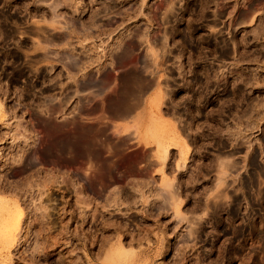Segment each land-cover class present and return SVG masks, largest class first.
I'll use <instances>...</instances> for the list:
<instances>
[{
  "label": "rangeland",
  "instance_id": "rangeland-1",
  "mask_svg": "<svg viewBox=\"0 0 264 264\" xmlns=\"http://www.w3.org/2000/svg\"><path fill=\"white\" fill-rule=\"evenodd\" d=\"M54 5L55 11L51 7ZM262 31L264 0H0V196L20 201L26 213L21 224L22 240L10 251L12 260L8 264H264ZM119 41L121 47L134 50L133 55L128 53L129 60L131 55L133 61L137 58L134 62H127L116 50ZM42 52L47 62L36 60ZM71 58L86 61L89 68L68 70L64 63ZM16 59L30 67L27 86L12 81L10 72ZM130 69L138 72L139 78L130 83L129 101L135 111L125 120L112 115L110 103L124 95L126 85L121 79L133 74ZM40 72L47 79L44 82L53 86L45 101L58 105L61 97L67 96L66 110L73 113L80 107L79 101L83 104L93 100L80 120L82 124L77 122L76 126L106 125L99 135L97 130L96 138L88 136V148L94 145L91 149L96 146L100 150L113 142L108 146L112 158L120 157L123 150L125 158L140 159L135 161V171L149 172L141 182L144 189L141 186L142 191L137 190L141 193L135 190L130 201L124 200L117 194V187L112 190L113 185L100 181L99 164L90 168L89 175L87 168L91 166L85 164L88 161L84 157L79 164L61 161V167L47 161L51 158L46 157L45 150L59 134L34 124L41 105L33 98L35 93L29 85ZM103 72L110 80L103 88L89 85L82 90L78 85L86 75L99 78ZM58 73L65 76L64 85H57L62 82L57 81ZM92 105L104 110L91 111ZM100 110L106 113L105 119H94ZM60 114L54 119L57 123ZM187 117L204 124L189 127ZM104 120L103 125L98 124ZM174 128L189 147L186 159L181 140L177 146L170 145ZM27 134L26 141L23 138ZM159 144L169 149L165 175L180 187L178 207L165 206L161 198L166 190L161 189V166L154 158ZM30 157L39 163L34 169L23 166ZM51 157L67 158L56 150ZM219 160L224 163L223 170L217 165ZM127 167L122 169L126 171ZM219 177L223 180L221 186L217 184ZM41 181L50 183L43 185ZM26 183V187L33 183L29 185L32 187L26 188ZM82 198L90 204H79L77 200ZM205 201L208 208L204 207ZM42 211L49 217L41 218ZM106 238L109 246L122 241L125 253L112 249L111 255L105 250L111 255L106 258V252L100 249ZM6 257L4 253L0 259ZM0 264L4 263L0 260Z\"/></svg>",
  "mask_w": 264,
  "mask_h": 264
},
{
  "label": "bare ground",
  "instance_id": "bare-ground-1",
  "mask_svg": "<svg viewBox=\"0 0 264 264\" xmlns=\"http://www.w3.org/2000/svg\"><path fill=\"white\" fill-rule=\"evenodd\" d=\"M170 1V0H169ZM171 4V3H170ZM170 6V5H169ZM51 7H54V8H52L54 11H55V9L57 8V5H54V6H51ZM168 9V8H167ZM166 9V10H167ZM106 10V9H105ZM251 9H249V11H250ZM107 11V10H106ZM253 11V10H252ZM53 12V11H52ZM167 13V12H166ZM55 14V13H54ZM253 14V13H252ZM123 20V19H122ZM38 31H41V30H39L38 29ZM10 32V31H9ZM34 32V31H33ZM262 32H264V31H262ZM10 33H12V32H10ZM13 33H15V31L13 32ZM35 33H36V31H35ZM172 33V32H171ZM175 33V32H174ZM177 33V32H176ZM121 35H123V34H121ZM120 35V36H121ZM128 35V34H127ZM129 35H131V34H129ZM128 35V36H129ZM13 36V35H12ZM11 36V37H12ZM133 36V35H132ZM136 36V35H135ZM138 36V35H137ZM123 37H125V36H123ZM125 38H127V37H125ZM137 38V37H136ZM140 38H142V37H138V39L140 40ZM128 39V38H127ZM123 40H125V39H123ZM118 41V40H117ZM162 41V40H161ZM120 42V41H119ZM123 42V41H122ZM121 43V42H120ZM118 44V42H117V44L118 45H120L116 50H119V52H120V54H122V57H124V59L127 61H129V63H130V61L131 60H129V58H128V53L131 51V54L133 55V52H134V50H130V48L129 47H121V45L123 44V43H121V44ZM39 44V43H38ZM37 44V46H39ZM163 44H165V43H162V45ZM83 45V44H82ZM34 46H36V45H34ZM86 46V45H85ZM111 46V45H110ZM117 46V45H116ZM137 46H138V44H137ZM114 47V45L112 46V48ZM163 47H166L165 45L163 46ZM33 49H37V50H39V48L37 47V48H33ZM97 49V48H96ZM136 49V48H135ZM98 50H100V48L98 49ZM115 50V51H116ZM162 50H164V49H162ZM161 50V51H162ZM103 51V50H102ZM115 51H113V52H115ZM133 51V52H132ZM165 51V50H164ZM101 52V51H100ZM112 52V51H111ZM112 52V53H113ZM166 52V51H165ZM99 53V52H98ZM108 53V52H107ZM135 53V52H134ZM100 54H102V53H100ZM105 54H106V52H105ZM158 54V53H157ZM162 54H164V52H162ZM112 55V54H111ZM130 55V54H129ZM131 55V57H133ZM159 55V54H158ZM103 56V55H102ZM114 56V55H113ZM112 56V57H113ZM116 56V55H115ZM44 57V58H43ZM42 57V59H40V62H41V60H42V62L44 61H46L47 60V55H44ZM101 57V56H100ZM130 57V56H129ZM130 57V59H132V61H133V58H131ZM115 59V58H114ZM120 59V58H119ZM135 59H137L136 57H135ZM135 59H134V61H135ZM38 60V59H37ZM71 60L73 61V62H75V63H78V65H79V67H78V70H85V69H87V68H89V65H86V61H84V60H82V59H72L71 58ZM123 60V59H122ZM39 61V60H38ZM37 61V62H38ZM91 61V60H90ZM113 61V60H112ZM121 61V60H120ZM120 61H117V62H120ZM124 61V60H123ZM125 61V62H126ZM127 61V62H128ZM131 61V62H132ZM133 61V62H134ZM41 62V63H42ZM47 62V61H46ZM71 62V61H70ZM114 62V61H113ZM122 62V61H121ZM124 62V63H125ZM88 64H89V62H87ZM94 63V62H93ZM115 63V62H114ZM124 63H123V65H124ZM90 64H92V63H90ZM113 64V63H112ZM118 64V63H117ZM116 64V65H117ZM127 64V63H126ZM125 64V65H126ZM132 64H134V63H132ZM114 65V64H113ZM131 64H128V66H130ZM91 66V65H90ZM72 67V66H71ZM132 67H133V65H132ZM74 68H76V67H74ZM102 68H100L99 70H101ZM128 69H129V67H128ZM134 70H136L135 68H133ZM126 70H127V68H126ZM134 70L132 71V69H130V71H132L131 73H133L131 76H129V73L128 74H126L125 76H123L124 78H122L121 80H122V83L124 84V85H126V89H125V92H124V95H122L120 98H118V99H114V100H112L111 101V103H110V109H111V112H112V115L113 116H115V117H118V118H125V120L130 116V118H131V116L132 115H130V113L131 112H134L135 110H133L132 111V106H133V104H130V102H132V101H129L132 97L130 96V83L132 82V80H138V76H139V74H138V72H136V73H134ZM207 71V70H206ZM126 72H128V71H126ZM125 72V73H126ZM109 73V72H108ZM208 74V73H207ZM239 74H240V72H239ZM195 75H196V73H195ZM234 75V74H233ZM246 75V74H245ZM119 76H121V75H119ZM112 78V77H111ZM235 78V77H234ZM115 79V78H114ZM113 79V80H114ZM117 79V78H116ZM118 79H120V78H118ZM118 81V80H117ZM108 83H110V80H109V77H108V74L106 73V72H103L100 76H99V78L97 77V76H94V75H91V74H88V75H86V78H85V81H81V82H79L78 83V85H80V87L82 88V90H84L83 88H85L86 86H89V85H92V87H96L97 89L99 88V89H101V88H103L105 85H107ZM144 83V82H143ZM191 84V83H190ZM132 85H133V83H132ZM134 86H136V84L134 85ZM138 86H140V85H137L136 87H138ZM192 87V86H191ZM225 88V87H224ZM98 89V90H99ZM136 89H138V88H136ZM136 89H135V91H136ZM142 89H144V88H142ZM223 90V89H222ZM235 90V89H234ZM113 91V90H112ZM133 91V90H132ZM116 92V91H115ZM123 92V91H122ZM138 92H139V90H138ZM239 92H241V91H239ZM134 94H136V92L134 93ZM112 95V94H111ZM137 95V94H136ZM135 95V96H136ZM138 95H140V93H138ZM239 95V94H238ZM113 96V95H112ZM129 96L131 97L130 99H129ZM237 96V95H236ZM242 96V95H241ZM139 97V96H138ZM114 98H116V97H114ZM246 98V97H245ZM192 99H194V98H192ZM93 101V100H92ZM92 101H88L89 103H86V102H83V104L81 103V101H79L80 102V107L78 108V114L79 115H77V116H74V117H72L71 118V120L70 121H66V120H64V121H61L60 123H57L56 122V120H54L56 117H57V115L59 114V113H61L62 112V109H63V106L66 104V101L65 102H60V104H58V105H54V104H52V103H49V102H47V101H45L44 99L41 101V100H39V102H38V104H40V105H36V107L37 106H40V109L39 110H37V111H40V115H39V117H37L36 116V119H38V121L36 120V123L38 122V124L40 125V126H42V127H44L45 128V130L44 131H46V132H54V133H57V134H59V136H58V138L56 137V139H54L53 140V142L50 144V146L48 145V147H47V149L45 150V155H46V157H50L51 159H49V158H46L47 159V161H49V162H51V163H53V164H51V165H53V166H55V165H57L59 162H61V161H63V163H80V158L81 157H84V158H86L85 159V161L87 160L88 162H86L85 164H87V165H90L91 167H89V168H87L89 171L91 170L90 168H92L93 166H95V168L97 167V165H96V163L97 164H99L98 165V168L100 167V171H101V175H99L100 176V181L101 182H104V183H107L108 185L110 184V185H113L112 186V190L114 189V187H117L118 189H117V191H116V188L114 189L116 192H117V194L118 195H120L122 198H124V200H125V198L126 199H128L129 197H130V194L131 193H133L135 190L137 191L138 189L140 190V191H142V189H141V186H142V184H141V182L143 181V180H145V179H143L144 177H146L147 175H145L146 173V171L148 172V170H146V171H144L143 170V172H142V174H139V173H141V172H139V171H135V169L133 168L134 166H136L137 164H136V162H139V160L138 161H136L135 159H134V161H133V159L131 160V159H127V158H125V156H124V152L125 151H123L122 150V148L120 147V150H122V154L120 155V157H118V156H114V157H118V158H112L113 157V153L111 152L112 150H110L111 148H109L112 144H113V142H112V144L111 143H109V144H111L109 147L108 146H106L107 148H101L100 150H98V149H95L96 148V146H95V148H92L91 149V147L92 146H94V145H92L91 147L89 146V148H88V145L86 144V142H89L88 141V136H90L91 134H93V136L95 137V134H96V132H97V130H98V135H99V131H101L100 129L101 128H105V126L104 127H101L100 125V127H96V126H89L88 125V127H82V126H84V125H82L81 126V124H82V122L80 121V120H82L83 118H84V116H83V114H84V110H87V109H90V107H91V105H90V103L92 102ZM102 101V100H101ZM136 101H138V103L140 102V100H135V103H136ZM193 101V100H192ZM195 101V100H194ZM233 101V100H232ZM250 101V100H249ZM103 102V101H102ZM241 102H242V100H241ZM248 102V101H247ZM134 103V102H133ZM134 103V104H135ZM196 103V102H195ZM103 104H104V102H103ZM190 104V103H189ZM193 104V103H192ZM192 104H190V105H192ZM249 104V103H248ZM96 105V104H95ZM95 105H92L93 106V110H91V111H95V110H97V113H98V109H103V108H101L100 106L99 107H97V106H95ZM196 105V104H195ZM254 105V104H253ZM252 105V106H253ZM197 106V105H196ZM251 106V105H250ZM135 107V106H134ZM38 108V107H37ZM188 108H190V107H188ZM200 107H198V109H199ZM250 108V107H249ZM248 108V109H249ZM253 108V107H252ZM191 109V108H190ZM193 109V108H192ZM191 109V110H192ZM197 109V110H198ZM254 109V108H253ZM2 110V106L0 105V111ZM36 110V109H35ZM104 110V109H103ZM103 110H100L99 111V114H98V116L97 117H95L94 119H96V118H99L100 120H102V118H104L105 117V115H106V113L103 111ZM194 110V109H193ZM196 110V109H195ZM200 110V109H199ZM198 110V111H199ZM251 110V109H250ZM249 110V112H251ZM3 111V110H2ZM2 111H1V113H2ZM107 111H108V109H107ZM36 112V111H35ZM96 112V111H95ZM193 112V111H192ZM38 113V112H37ZM37 113H35V114H37ZM87 113H88V111H87ZM109 114H110V111H109ZM190 113H188V115H189ZM252 114V113H251ZM1 115V114H0ZM3 115V114H2ZM38 115V114H37ZM174 115V114H173ZM191 115V114H190ZM189 115V116H190ZM194 115V114H193ZM193 115H192V117H193ZM197 115V114H196ZM234 115V114H233ZM109 117V116H108ZM113 118V117H112ZM187 118H189V117H187ZM105 119V118H104ZM109 119V118H108ZM114 119V118H113ZM129 119V118H128ZM196 119V118H195ZM107 120V119H106ZM189 120L192 122L193 121V119L192 118H189ZM77 122H81V124H80V126H76V124H78ZM93 122V121H92ZM91 122V123H92ZM96 122V121H95ZM106 122H108V121H106ZM104 124L105 123V120L102 122L101 121V123H99V121H98V124ZM71 124V125H70ZM97 124V123H96ZM102 124V125H103ZM107 124V123H106ZM188 124V123H187ZM94 125V124H93ZM194 125H195V122H194ZM38 126V125H37ZM192 127V125H190L189 124V127ZM68 127H71L72 129H70V130H68L67 128ZM114 130L115 129H117V128H115V126L113 127V126H111ZM175 127V126H174ZM112 128H110L111 130H112ZM120 128V127H119ZM119 128H118V130H119ZM121 129V128H120ZM186 129V128H185ZM187 129H189V128H187ZM25 131H29V130H27V129H24ZM41 130V129H40ZM106 130V129H105ZM109 130V129H108ZM183 130V129H182ZM181 130V131H182ZM190 130V129H189ZM231 130V129H230ZM102 131H104V129L102 130ZM110 131V130H109ZM108 131V132H109ZM187 131V130H186ZM215 131V130H214ZM217 131V130H216ZM24 132V131H23ZM36 132V131H35ZM43 132V131H42ZM42 132H41V134H42ZM45 132V133H46ZM106 132V131H105ZM111 132V131H110ZM109 132V134H111V135H113V130H112V133H110ZM184 132H185V130H184ZM25 133L26 132H24V135H25ZM34 133V132H33ZM36 133H39V132H36ZM53 133V134H54ZM217 133V132H216ZM30 134V133H29ZM57 134L55 135V136H57ZM100 134H101V132H100ZM106 135L105 136H107V132L105 133ZM108 134V135H109ZM115 134V133H114ZM120 134V133H119ZM24 135H22V136H24ZM172 135H173V137H172V143L170 144L171 146H177L178 144H179V141L181 140V143H182V145H183V150H182V156H183V159H186V156H187V154L189 153V147L187 146V144L184 142V140H182L181 139V137H180V135H179V132L177 131V129L176 128H174V131H173V133H172ZM217 135V134H216ZM20 136V135H19ZM28 136V134L26 135V136H24V138L23 139H26V138H28L27 137ZM54 136V135H53ZM52 136V137H53ZM116 137H117V135H115ZM208 136V135H207ZM44 137V136H43ZM46 137V136H45ZM44 137V138H45ZM49 137V136H48ZM98 137V136H97ZM113 137V138H112ZM119 137V136H118ZM117 137V138H118ZM120 137H122V136H120ZM119 137V138H120ZM123 137H124V135H123ZM96 138V137H95ZM111 138H112V140L114 139V135L113 136H111ZM116 138V139H117ZM213 138V137H212ZM219 138V137H218ZM98 139V138H97ZM101 139H102V137H101ZM104 139V138H103ZM110 139V138H109ZM126 139V138H125ZM129 139V138H128ZM99 140H100V138H99ZM108 140V139H107ZM191 140H192V142H195V140H193L192 138H191ZM26 141H27V139H26ZM109 141V140H108ZM111 141V140H110ZM115 141H117V140H115ZM114 141V142H115ZM124 141H126V140H124ZM124 141H120V142H123L124 143ZM23 142H24V140H23ZM99 142V141H98ZM102 142H103V140H102ZM107 142V141H106ZM128 142V141H127ZM213 142V141H212ZM46 143V142H45ZM94 143V142H93ZM116 143V142H115ZM90 144V143H89ZM100 144V143H99ZM118 144V143H117ZM161 144V143H160ZM158 145V148H157V151H156V154L154 155V158L157 160V162H158V164H160V166H161V168H160V170L158 171L160 174H161V176L163 177V179L161 180V181H163L160 185H162V188L161 189H163V188H165V190H166V192L164 191V193L165 194H163L162 196H161V198L163 199L162 201H163V203H166L165 204V206L166 205H175V206H179V204L181 203V201H180V190H179V188L180 187H178L177 186V184L174 182V180H172V179H169L168 177H166V175H165V165H166V160H167V157H168V146H166V147H163L162 145ZM221 144V143H220ZM25 145V144H24ZM27 145V144H26ZM25 145V146H26ZM47 145V144H46ZM104 145V144H103ZM121 145H124L125 146V143L124 144H121ZM120 145V146H121ZM114 146H115V144H114ZM113 146V147H114ZM116 146H118V145H116ZM115 146V147H116ZM124 146H122V147H124ZM127 146V145H126ZM220 146V145H219ZM44 147V146H43ZM104 147V146H103ZM113 147H112V149H113ZM119 147V146H118ZM26 148V147H25ZM117 148V147H116ZM126 148V147H125ZM35 150V149H34ZM38 150V149H37ZM43 150V149H42ZM57 151V152H59V154H63L64 156L66 155L67 156V158L66 159H64V158H61V160H59V158L58 159H52V154H54V151ZM114 150V149H113ZM117 150H119L118 148H117ZM117 150H115V151H113L114 153H117L116 151ZM26 151V150H25ZM24 151V152H25ZM36 151V150H35ZM39 152V151H38ZM120 152V151H119ZM22 153V152H21ZM33 153V152H32ZM36 153V152H35ZM128 152H126V154H127ZM34 154V153H33ZM41 154V153H40ZM128 155V154H127ZM135 155V154H134ZM29 156V155H28ZM143 156H145V155H143ZM147 156V155H146ZM145 156V157H146ZM34 157H36V156H34ZM34 157H30V158H28V159H26L24 162H25V165H23V166H26L27 167V169L28 168H33L35 165H33V161H36V158H34ZM38 157V156H37ZM59 157H60V155H59ZM63 157V156H62ZM68 157H70V158H68ZM22 158V157H21ZM41 158H42V156H41ZM54 158V157H53ZM147 158V157H146ZM150 158V157H149ZM217 158V157H216ZM215 158V159H216ZM220 158V157H219ZM218 158V159H219ZM18 159H20L19 158V156H18ZM142 159V158H141ZM217 159V160H218ZM15 160V159H14ZM17 160V159H16ZM21 160V159H20ZM20 160H18V163L20 164ZM143 160V159H142ZM144 160H145V158H144ZM147 161L149 160V159H146ZM145 160V161H146ZM151 160V159H150ZM149 160V161H150ZM94 161V162H93ZM136 161V162H135ZM15 162H17V161H15ZM35 163V162H34ZM46 163V162H45ZM78 163V164H79ZM89 163V164H88ZM219 163V164H218ZM22 164V163H21ZM20 164V165H21ZM48 164V163H47ZM60 164V163H59ZM58 164V165H59ZM78 164H75V165H77V166H79ZM82 164V163H81ZM147 164V163H146ZM145 164V165H146ZM149 164V163H148ZM37 165V164H36ZM49 165H50V163H49ZM61 165H63V164H61ZM74 165V166H75ZM128 165V167H127V170L125 171V170H123L122 169V167L124 168V166H127ZM217 165H218V167L220 168V169H222L223 168V166H224V163L222 162V160H219L218 162H217ZM60 166V165H59ZM66 166V165H65ZM72 166V165H71ZM70 166V167H71ZM81 166V165H80ZM61 167V166H60ZM131 167V168H130ZM138 167V166H137ZM147 167V166H146ZM178 168L180 167V168H182V166L180 165H178L177 166ZM210 167V166H209ZM217 167V166H216ZM54 168V167H53ZM76 168V167H75ZM80 168V167H79ZM79 168H77V169H79ZM129 168V169H128ZM136 168V167H135ZM148 168V167H147ZM146 168V169H147ZM34 169V168H33ZM56 169H61V168H56ZM63 169V168H62ZM76 169V170H77ZM86 169V170H87ZM92 169H94V168H92ZM126 169V168H125ZM138 169H140V167H138ZM23 170V169H22ZM52 170V171H51ZM50 171L51 172H53V169H51ZM75 170V169H74ZM96 170V171H95ZM94 170V172H97V169H95ZM223 170V169H222ZM28 171H30V173L32 172V170H28ZM55 171V170H54ZM57 171V170H56ZM73 171V170H72ZM99 171V170H98ZM205 171V170H204ZM22 172V171H21ZM23 172H25V171H23ZM60 171H58L57 173H59ZM62 172V171H61ZM91 172V171H90ZM132 172H134V176L131 178V174H132ZM74 173V172H73ZM129 173V174H128ZM131 173V174H130ZM135 173H137V175H135ZM149 173V172H148ZM222 173V172H221ZM25 174H27L28 175V172H27V170H26V173ZM76 174V173H75ZM95 174H98V173H95ZM27 175L25 176V179L27 180ZM31 175V174H30ZM89 175H92V172H91V174H89ZM143 175V176H142ZM94 176V175H93ZM28 177H29V175H28ZM32 177V176H31ZM31 177L28 179V182L27 183H29V180H31ZM54 177V176H53ZM62 177H64V176H62ZM90 178H93V177H90ZM95 178V177H94ZM99 178V177H98ZM24 179V178H23ZM24 179V180H25ZM50 179V178H49ZM66 178H63L62 180H65ZM82 179V178H81ZM143 179V180H142ZM24 180H23V182H24ZM78 180H80V179H78ZM85 180H87V178L85 179ZM99 180V179H98ZM137 180H138V182H137ZM52 181V180H51ZM216 181V180H215ZM223 180L221 179V177H219L218 178V183H217V181H216V183L217 184H220L219 186H221V184H223V182H222ZM55 182V181H54ZM57 182V181H56ZM62 182V181H61ZM70 182V181H69ZM88 182V181H87ZM90 182H91V180H90ZM95 182H96V180H95ZM19 183V182H18ZM22 183V182H21ZM27 183H26V185H24L25 187L27 186ZM41 183H42V181H41ZM48 183H50V181L48 182ZM46 184L45 182L44 183H42L43 185L44 184H46V185H49V184ZM53 182H51V184H52ZM62 183H64V182H62ZM66 183H68V182H66ZM99 183V182H98ZM179 183V182H178ZM25 184V183H24ZM33 184V183H32ZM32 184H29V185H32ZM91 184V183H90ZM217 184H216V186H217ZM29 185H28V187H29ZM40 185V184H39ZM89 185V184H88ZM101 185H102V183H101ZM108 185H106V186H108ZM16 186L18 187L19 185H17L16 184ZM16 186H15V188H16ZM90 186V185H89ZM88 186V187H89ZM219 186H217V187H219ZM24 187V188H25ZM28 187H26V188H28ZM30 187H32V186H30ZM30 187H29V189H30ZM43 187V186H42ZM94 187V186H93ZM98 187H100V186H98ZM8 188V187H7ZM10 188V187H9ZM14 188V187H13ZM110 188V187H109ZM137 188V189H136ZM142 188H143V186H142ZM1 189V188H0ZM6 189V188H5ZM20 189V188H19ZM43 189V188H42ZM75 189V188H74ZM106 189V188H105ZM144 189V188H143ZM17 190V189H16ZM22 190V189H21ZM20 190V191H21ZM99 190L101 191V189L99 188ZM0 191H2V190H0ZM12 191V190H11ZM20 191H18V192H20ZM76 190H74V192H75ZM79 190L77 189V193H81V190L78 192ZM107 191H109V190H107ZM135 191V193H137ZM139 191V192H140ZM5 191H3V193H4ZM12 192H14V191H12ZM17 192V191H16ZM99 192V191H98ZM98 192H96L97 194H98ZM139 192H138V194H139ZM150 192V191H149ZM1 193V192H0ZM9 193V192H8ZM11 193V192H10ZM76 193V192H75ZM141 193V192H140ZM2 194V193H1ZM100 194V193H99ZM102 194V193H101ZM144 194V193H143ZM13 195H14V197L16 196V193L14 194L13 193ZM76 195H78V194H76ZM114 195H116V194H114ZM131 195H134V193L133 194H131ZM157 196V195H156ZM160 196H158V197H160ZM46 197H48V196H46ZM104 197H107V196H105L104 195ZM112 197H113V195H112ZM112 197L110 198V197H107V198H110L111 200H113L112 199ZM140 197H144V196H141L140 195ZM18 198V197H17ZM102 198H103V195H102ZM107 198H106V200H107ZM114 198V197H113ZM117 198V197H116ZM114 199V200H118V199ZM120 198V197H119ZM132 198H133V196H132ZM131 198V199H132ZM135 198V197H134ZM133 198V199H134ZM146 198V197H145ZM219 198V197H218ZM103 199H105V198H103ZM133 199H132V201H133ZM140 199V198H139ZM142 199V198H141ZM156 199V198H155ZM159 199V198H158ZM105 200V202H107V204H112V201L110 202V203H108V201H106ZM123 200V199H122ZM121 200V201H122ZM123 200V201H124ZM146 200V199H145ZM78 202H79V204H83L84 205V203H86V198H82V199H78L77 200ZM120 201V200H119ZM128 201H130V199H128ZM134 201H135V199H134ZM162 201H161V203H162ZM88 202H89V200H88ZM87 202V203H88ZM104 202V203H105ZM114 203H116L115 201H113ZM86 203V205H88ZM118 203H120V202H118ZM117 203V204H118ZM121 203H123V202H121ZM89 204H90V202H89ZM205 208H208V206L206 207V201H205ZM77 205H78V203H77ZM85 205V206H86ZM105 205H106V203H105ZM219 206V205H218ZM22 206H21V203H20V201H17V200H9V199H6V198H4V197H2V196H0V256L2 255V254H4V253H6L7 254V257H6V259L5 260H3V259H0L4 264H8V263H10L11 262V257L9 256V253H10V251L11 250H13L17 245H20V241L22 240L21 239V232H22V227H21V224H22V220H23V218H25L24 217V215L26 214H24V212H23V210H22V208H21ZM77 207V206H76ZM88 207V206H87ZM176 207V208H177ZM217 208V207H216ZM37 209H39V208H37ZM42 209V207H40V210ZM204 209V208H203ZM43 210V209H42ZM47 209H45V211H46ZM84 210H85V208H84ZM44 211V210H43ZM42 211V213H41V218L43 217V219L44 218H48L49 216H47V212L45 213V212H43ZM217 211V210H216ZM73 213V212H72ZM79 213V212H78ZM80 213H82V211L80 212ZM84 213H82V215H83ZM80 215V214H79ZM84 217H86V216H84ZM92 218H93V216H92ZM44 221V220H43ZM110 225V224H109ZM105 226V225H104ZM107 227V226H106ZM112 227H114V226H112ZM76 230V229H75ZM106 241H103V244H102V246H100V249H102V251H105V250H107V252L109 251V253L111 254V250L112 249H114V250H116L118 253H122V254H124L125 253V251H124V246H123V243H121L122 241H119L118 240V242H117V244L116 245H110L109 246V239H105ZM132 241V240H131ZM19 243V244H18ZM109 246V247H108ZM105 247H107L106 249H105ZM101 251V252H102ZM106 252V251H105ZM106 252V254H105V257H106V255H107V257L106 258H110V256L112 255H110V256H108V253ZM113 252V251H112ZM109 262V261H108Z\"/></svg>",
  "mask_w": 264,
  "mask_h": 264
},
{
  "label": "flooded vegetation",
  "instance_id": "flooded-vegetation-1",
  "mask_svg": "<svg viewBox=\"0 0 264 264\" xmlns=\"http://www.w3.org/2000/svg\"><path fill=\"white\" fill-rule=\"evenodd\" d=\"M45 55V52H42L41 53V56L38 58V60H40V59H42V57ZM44 58V57H43ZM37 60V59H36ZM17 63H15L16 65H15V67L13 68L14 69V71H12V72H10V74H11V78H12V81L14 82V83H17V82H20V83H23L24 85L26 84V86H27V82H26V79H28V77H30V74L28 73V70L30 69V67L29 66H27V65H24V63H22V62H20V59H16L15 60ZM42 61V60H41ZM71 61V62H70ZM64 65L68 68V70H70V71H76L77 70V68L79 67V65H78V63H75V62H73L71 59L69 60V61H67L66 63H64ZM64 65H61V68H62V70H64V68L62 67V66H64ZM72 66V67H71ZM74 67H76V68H74ZM20 71V72H19ZM19 72V73H18ZM58 75V77H60L59 79H57V81H62V82H60L59 84H57L58 86L60 85V84H62V85H64V83H65V81L63 82V80L64 79H66L65 78V76H63V75H61V74H57ZM22 76H24V78H22ZM61 77H62V79H61ZM34 81H36V84H33V86H32V83L34 82ZM45 80H44V73L43 72H40V75L38 76V79H36V80H33L32 81V83L29 85L31 88L33 87V93H35V94H33V98L36 100V101H39V100H48V97L50 96V91H52L53 90V86L51 85V84H48V83H45L46 81H47V79H46V81L44 82ZM21 87H25V86H21ZM33 99V100H34ZM69 100V97H67V96H65V97H61V100L60 101H62V102H65L66 101V104L69 102L68 101ZM68 105H65L64 107H63V109H62V112H61V114L59 115V117H61V119L60 120H58V122H61V120H63V119H69V118H71L72 116H77V115H79L78 113V111H72L73 113H69V111H67L66 110V107H67ZM77 108V107H79V105H73L72 106V108ZM67 111V112H66ZM83 112H85V110L83 111ZM65 113H67V115H65ZM206 115V114H205ZM194 122H195V126H197V124H199V125H202V124H204V122L203 121H201V122H197V121H195V120H193L192 122L191 121H188L187 123H188V125L190 124H194ZM197 122V123H196ZM34 124H38V122L36 123V122H34ZM41 128H42V130H45V128L44 127H42L41 126ZM33 129H35V128H33ZM68 130H70V129H72L71 127H68L67 128ZM206 135V134H205ZM207 136V135H206ZM201 139H204L203 137H201ZM195 140V139H194ZM200 140V139H199ZM204 140H207V139H204ZM201 144H202V142H201ZM203 145L205 146V145H207V143L205 142V143H203ZM35 162V163H34ZM38 165L39 163H38V161H33V165ZM144 164H142L141 166H143Z\"/></svg>",
  "mask_w": 264,
  "mask_h": 264
}]
</instances>
